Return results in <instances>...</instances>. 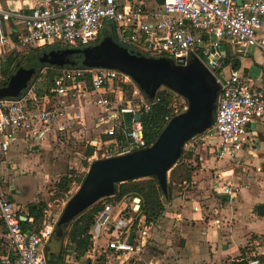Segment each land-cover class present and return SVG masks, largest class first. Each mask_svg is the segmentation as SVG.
I'll use <instances>...</instances> for the list:
<instances>
[{
    "label": "built area",
    "instance_id": "1",
    "mask_svg": "<svg viewBox=\"0 0 264 264\" xmlns=\"http://www.w3.org/2000/svg\"><path fill=\"white\" fill-rule=\"evenodd\" d=\"M3 23L15 24L11 37H6ZM106 24L110 27L106 34L123 48L178 67L196 62L210 75L218 95L212 126L202 140L217 139L211 152L214 158L237 165L253 144L250 124L264 119V88L228 68L219 48L223 46L229 56L256 48L264 56V0H241V5L236 0H162L160 4L155 0H34L27 12L0 7V87L10 56L16 60L53 45L73 49L89 45ZM47 69L37 72L17 98L0 100V169L10 146L19 139L33 147L51 137L56 140L59 134L82 133L84 111L89 108L96 112L91 121L94 137L86 140V152L90 149L91 155H84L85 175L95 161L149 147L141 120L135 117L148 113L155 100L144 98L128 76L116 70L65 67L51 68L53 76L48 79ZM186 107L185 102L182 112ZM171 119L165 117L167 123ZM219 188L216 193L233 198L228 180ZM135 199L100 200L83 255L69 243L63 264H144L152 224L145 222ZM58 219L44 214L39 228L24 230L20 221L26 217L0 186L4 227L0 264H45L43 248ZM260 255L251 250L240 262L259 264Z\"/></svg>",
    "mask_w": 264,
    "mask_h": 264
},
{
    "label": "crops",
    "instance_id": "2",
    "mask_svg": "<svg viewBox=\"0 0 264 264\" xmlns=\"http://www.w3.org/2000/svg\"><path fill=\"white\" fill-rule=\"evenodd\" d=\"M33 4L34 0H4L0 7L13 12H27ZM10 26L15 27V24ZM230 57L238 62L239 72L250 78L255 86L264 88V56L259 49H246ZM249 132L253 136V144L242 154L237 165H229L226 160H216L212 154L208 159L197 154L193 156L196 162L193 164L195 171L191 182L179 192L172 193L171 199L165 202L163 214L152 224L149 234L155 250L152 257L149 252L150 257L147 255L144 264H238L242 258L240 249L250 243L247 240L249 235L259 239L260 244L253 240L251 245L255 251L264 254L258 251L264 247V231L257 232L250 226L254 227L259 221L258 226L264 227V216L257 214V208L264 207V119L250 124ZM43 144L32 147L21 139L13 143L10 150L15 149L17 157L22 159L17 160L8 154L1 166L0 177L17 174L14 168L22 160L25 162L21 171L31 169L30 175L35 169L37 171L39 156L30 163L28 156L31 153H23L26 150L33 152ZM256 169H260V172ZM15 178V186H11L13 190L9 189L13 199L10 200L21 214L26 215V201L34 199L33 196L38 192L37 189L34 192L33 188L31 196L25 197L23 189L33 181ZM225 180L234 189L233 198L219 195L215 191L220 189L219 185ZM242 224L250 228L243 231V241L235 244L231 239V227ZM3 235L4 227L0 222V255L4 251Z\"/></svg>",
    "mask_w": 264,
    "mask_h": 264
},
{
    "label": "water",
    "instance_id": "3",
    "mask_svg": "<svg viewBox=\"0 0 264 264\" xmlns=\"http://www.w3.org/2000/svg\"><path fill=\"white\" fill-rule=\"evenodd\" d=\"M241 5V0H236ZM226 63L225 48H219ZM81 54V61L71 67L102 68L116 70L128 76L148 99L153 100L160 88L169 90L187 102L186 109L174 116L149 147L127 154L93 162L77 192L66 203L56 227L67 226L75 217L98 201L114 194V185L131 180L154 177L164 194H167L169 173L175 167L185 144L212 126L218 87L210 75L196 63L178 67L166 59L146 58L134 51L118 46L111 39H103L88 49L70 52ZM44 64V56L38 55L27 61L0 87V100L17 98ZM136 121L141 116L135 117ZM139 204L140 200L135 199ZM139 208V206H138ZM264 216V207L257 208ZM132 236L129 238L131 242Z\"/></svg>",
    "mask_w": 264,
    "mask_h": 264
},
{
    "label": "rangeland",
    "instance_id": "4",
    "mask_svg": "<svg viewBox=\"0 0 264 264\" xmlns=\"http://www.w3.org/2000/svg\"><path fill=\"white\" fill-rule=\"evenodd\" d=\"M4 0H0V6H2ZM147 1V0H145ZM3 31L6 35V37H11L13 32V28L6 23H3ZM110 29L109 25L106 24L104 27V31L100 34L99 38L96 42L83 46L78 47L76 49L64 46V45H53L50 47H45L42 49L33 50L32 54L35 55H43L44 56V64L42 66H47L44 68H40L38 72L45 71L48 67L49 68H65V67H71L75 63H79L81 61L80 59H72L70 52L72 50H82V49H88L93 46H95L97 43L102 41L104 38L111 39L114 43H117V39L113 37V35L109 34L107 35L106 32H109ZM102 35H105L103 38ZM127 50H130L126 47ZM228 53L232 52V50L227 47ZM79 54V53H78ZM81 56V54H80ZM31 58L30 55L22 56L18 60L21 61L20 66H22L27 59ZM228 68L231 67V63L227 64ZM19 66V67H20ZM36 75V72L34 76ZM33 76V77H34ZM32 77V78H33ZM160 90H163V88H160ZM171 100L174 108H183L185 104V100L176 94H171ZM95 110L93 108H89L86 111H84V118H85V124L86 127L82 130V133H79V130H76L75 132L66 133L64 135L57 136L56 140H52V137L49 141L45 142L42 146L37 147L33 152L25 151L23 153L24 155H30L28 156V160L30 161H36V159L39 156V165L37 168V171H33L30 175L31 169H25L24 171H21L23 163L25 160L20 163H18V166H15L14 169L17 170V174L14 173L13 175L0 177V186L4 192H6L10 199H12V196L10 195L11 186H15V182L13 179H16L15 177H19L20 180L28 179L32 180L33 183H29L27 188L23 189V194L26 197L28 195L31 196L34 188V192L37 189V194L34 197V199H31L29 201H26L25 208L28 207L29 204L34 203H43L45 207V211L43 212V215L46 214L49 216V218H52L54 216H59V218L62 215V212L65 208L66 203L73 197V195L77 192L80 184L82 183L84 177H85V170L87 168V163L85 162V154H86V140L88 138H93L94 133L91 131L92 128V119L95 115ZM214 119V114H213ZM203 134V133H202ZM202 134L197 135L190 139L187 144H185L184 149L185 150H192L193 156L197 154L200 157L203 158H210L211 152L215 148V145L217 143V139L215 138H206L203 139ZM81 140V141H80ZM14 148V147H13ZM21 149V147H20ZM15 149H11L8 153L9 157H16L17 160H20L22 158L17 157V153L15 152ZM196 155L197 158H199ZM7 156V157H8ZM214 156V155H213ZM21 161V160H20ZM193 162H191V165L196 162L194 160V157H192ZM188 163V162H187ZM14 170V171H16ZM13 171V170H12ZM26 171V172H25ZM16 175V176H15ZM29 176V177H27ZM64 176H69L72 178V183L69 186V190L65 195H57V188L56 183ZM10 178V180L8 179ZM11 181V182H10ZM14 182V183H13ZM24 183V182H23ZM10 189V190H9ZM132 198V197H127ZM27 210V209H26ZM59 220V219H58ZM259 223V221H257ZM257 222L256 225L251 228H253L255 231L260 232L264 231V227L258 226ZM70 224V223H69ZM68 224V225H69ZM67 225V226H68ZM63 225L61 227L62 231L68 230L69 226L67 227ZM247 224L242 225H235L231 227V239L233 243H239L243 241V231H247V229L250 228ZM57 233H55V230L53 234L50 236V239L48 243L44 247L43 256L45 259V264H63V255L65 254L66 248L69 246V242L65 238H59ZM251 245V242L253 240L257 241V243L260 244L259 239L256 237L252 238V235H249V239H247ZM102 241V239H101ZM247 245L248 251L245 253H249L250 249L254 250L253 245ZM250 246V247H249ZM260 247H263L260 245ZM155 250V245L150 242L149 246V252L148 254L153 256V251ZM259 252L264 253V247L262 250H258ZM148 255V257H150ZM61 257V259H59Z\"/></svg>",
    "mask_w": 264,
    "mask_h": 264
},
{
    "label": "trees",
    "instance_id": "5",
    "mask_svg": "<svg viewBox=\"0 0 264 264\" xmlns=\"http://www.w3.org/2000/svg\"><path fill=\"white\" fill-rule=\"evenodd\" d=\"M155 2L160 4L162 0H155ZM35 56L38 55H30V57ZM80 57L81 56L78 53H74L71 55L72 59H80ZM229 63H231L233 69H238V62L234 61V59H231V57L227 54L225 65ZM20 64L21 61L15 60V58H13L12 56L7 59L4 64V72H7V76L1 87H3L7 83L10 76L20 66ZM44 67L47 66H41V68ZM38 71L39 70H37L36 73ZM46 72V77L50 79L53 76V72L49 69V67ZM131 90V87L128 88V94L131 92ZM171 94L174 93L166 89L158 90L155 94V103L153 104L151 110L141 116L143 136L147 146L152 145L159 134L162 132L167 123L165 117H168L170 119L182 112V108H174L171 100ZM90 155L91 150L88 149L85 156L89 157ZM192 157L193 153L191 150L183 149L175 167H173L169 173L167 194L165 196L162 193L157 180L154 177H150L146 179L131 180L115 184L113 196L105 198V200L119 201L127 197L138 198L140 200L139 212L141 216L145 218V222L147 224L156 223L163 214L165 202L171 199L172 193L179 192L184 185H188L191 182L192 174L195 171V167L190 163ZM71 183V177H62L56 183V196L65 195L68 192ZM45 207L46 206L43 203L29 204L27 207V214L24 215L26 217V220L20 221L21 227L24 230L30 229L31 227L39 228L42 224L43 212L45 211ZM100 208V201H98L97 203L86 209L83 213L75 217L68 225V230L62 231V229H60L61 236L58 237L67 239L68 242L73 245V248L80 255H83L87 247V233L89 232L93 224L94 217L99 212ZM29 218L32 219V223L28 222ZM57 232V227H55V233ZM247 247L248 246L240 249L242 257L245 255V252L248 251ZM59 259H61V257H59ZM258 259L259 264H264V254L260 255ZM238 264L243 263L239 262Z\"/></svg>",
    "mask_w": 264,
    "mask_h": 264
},
{
    "label": "flooded vegetation",
    "instance_id": "6",
    "mask_svg": "<svg viewBox=\"0 0 264 264\" xmlns=\"http://www.w3.org/2000/svg\"><path fill=\"white\" fill-rule=\"evenodd\" d=\"M104 36H105V35H102L101 37L103 38ZM98 39H100V38H98ZM98 39H97V40H98ZM97 40H96V41H97ZM96 41H95V42H96ZM100 42H101V41H100ZM100 42H99V43H100ZM99 43H97V44H99ZM97 44H96V45H97ZM96 45H95V46H96ZM118 46H119V45H118ZM93 47H94V46H93ZM120 47H121V46H120ZM81 58H82V57H81ZM41 66H42V65H40V66L37 68V70H39V69L41 68ZM37 70H36V71H37ZM185 102H186V101H185ZM186 104H187V102H186Z\"/></svg>",
    "mask_w": 264,
    "mask_h": 264
}]
</instances>
